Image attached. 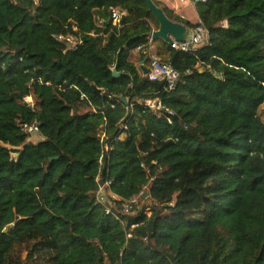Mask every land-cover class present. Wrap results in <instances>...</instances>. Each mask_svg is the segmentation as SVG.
I'll return each mask as SVG.
<instances>
[{
	"label": "trees",
	"instance_id": "trees-1",
	"mask_svg": "<svg viewBox=\"0 0 264 264\" xmlns=\"http://www.w3.org/2000/svg\"><path fill=\"white\" fill-rule=\"evenodd\" d=\"M153 1L210 42L150 41L143 0H0V264H264V0L195 2L196 23ZM154 58L174 89L144 73ZM99 175L116 212L149 194L117 218Z\"/></svg>",
	"mask_w": 264,
	"mask_h": 264
},
{
	"label": "built area",
	"instance_id": "built-area-1",
	"mask_svg": "<svg viewBox=\"0 0 264 264\" xmlns=\"http://www.w3.org/2000/svg\"><path fill=\"white\" fill-rule=\"evenodd\" d=\"M183 1V0H182ZM192 2H205L207 0H190ZM122 13L118 8L111 7V18L114 24H118L120 22ZM149 40L151 41L153 39V31L148 35ZM58 39L65 40L70 45L75 44V39L73 36L70 35H59ZM210 42V33L204 26H196L194 28L188 27V34L184 41H178L175 38H172V43L170 44L171 47L184 51V52H192ZM148 68V77L152 81H161L165 83V86L167 90H172L176 87L179 78H180V72L170 63H166L161 61L158 58H154L151 60ZM30 98V96H27ZM26 97V98H27ZM146 107H150L154 112H159L163 109L167 110L169 112V115L173 114V111L171 109H168L165 107L163 102L158 99H144L140 100ZM34 106V104H32ZM132 107V105H131ZM133 111V109H131ZM123 124H121V127ZM126 128V126H123ZM23 129L25 132L30 134V137L36 134H40L39 125L37 122L33 123H24ZM124 136V132L120 134V136H117L114 138V140L122 139ZM106 134L104 131L100 133V139L103 144H105V150L107 151L109 149V143L108 141H105ZM105 152L101 154L99 158V163L102 166L105 159ZM96 181L98 183V187L95 193V197L98 203L102 204L105 207V212L107 214H114L117 218H120V213H132L135 212V207L138 206L139 199L142 195H144V188H142L139 195L134 196L132 199L128 200L124 205L123 208L116 212L114 211V208L116 207V200H119L120 198L113 194L110 191V185L111 182L109 180L101 181L100 175L96 178ZM132 233L131 231L127 232V237H131Z\"/></svg>",
	"mask_w": 264,
	"mask_h": 264
},
{
	"label": "water",
	"instance_id": "water-1",
	"mask_svg": "<svg viewBox=\"0 0 264 264\" xmlns=\"http://www.w3.org/2000/svg\"><path fill=\"white\" fill-rule=\"evenodd\" d=\"M147 3L149 10L154 14L156 19L159 22V27L153 30V38H161L167 43H172V38H175L178 41H184L188 34V26L170 19L163 8L158 6L153 0H143ZM142 69L144 73H148V68L145 66V62L142 63ZM113 76L119 77L121 72L117 70V64L112 68ZM98 92H101V89L96 88ZM26 104H28L26 102ZM53 159V158H51ZM147 193L146 195H148Z\"/></svg>",
	"mask_w": 264,
	"mask_h": 264
},
{
	"label": "rangeland",
	"instance_id": "rangeland-1",
	"mask_svg": "<svg viewBox=\"0 0 264 264\" xmlns=\"http://www.w3.org/2000/svg\"><path fill=\"white\" fill-rule=\"evenodd\" d=\"M166 1V4L168 5V4H170V0H165ZM164 2V1H163ZM183 2L185 3V4H188V7H186L185 9H184V11L187 13V15L189 16V18H191V20H193V21H195V20H197V18H198V15H197V13H196V11H195V8H194V6L192 5V1H190V0H183ZM194 3V2H193ZM169 6V5H168ZM26 102L28 103V102H33V100H32V97H27L26 98ZM263 110H264V106H263ZM264 112V111H263ZM41 136H40V134H36V135H33V136H31L30 138H31V140H33V141H37L39 138H40ZM148 186H145V188H144V196H147L146 194V192H147V190H148ZM141 200V199H140ZM139 200V201H140ZM146 200V199H145ZM146 204V206H150L151 204H154L153 203V201L151 200V199H148V200H146V201H143L142 202V204ZM140 207V206H139ZM138 207V208H139Z\"/></svg>",
	"mask_w": 264,
	"mask_h": 264
},
{
	"label": "crops",
	"instance_id": "crops-1",
	"mask_svg": "<svg viewBox=\"0 0 264 264\" xmlns=\"http://www.w3.org/2000/svg\"><path fill=\"white\" fill-rule=\"evenodd\" d=\"M161 1H164V3H166L165 0H161ZM168 5H169L170 8L176 9L178 14H180L181 16L187 18L188 20H190V21H192L194 23L199 22V17L195 21H193V20H191V18H189L187 13L184 11V9L186 7H188V4H185L182 0H170V4H168ZM192 5L195 8V4L193 2H192ZM195 11H196V9H195ZM142 63H143V61L141 62L140 66H142Z\"/></svg>",
	"mask_w": 264,
	"mask_h": 264
}]
</instances>
